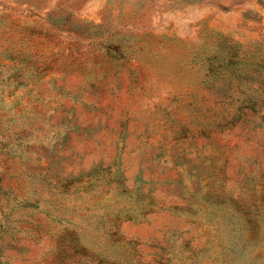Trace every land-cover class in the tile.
<instances>
[{
	"label": "rangeland",
	"instance_id": "374dc122",
	"mask_svg": "<svg viewBox=\"0 0 264 264\" xmlns=\"http://www.w3.org/2000/svg\"><path fill=\"white\" fill-rule=\"evenodd\" d=\"M0 264H264V0H0Z\"/></svg>",
	"mask_w": 264,
	"mask_h": 264
}]
</instances>
